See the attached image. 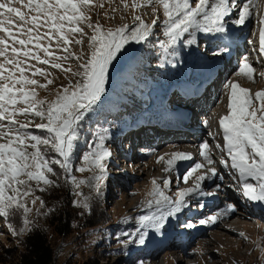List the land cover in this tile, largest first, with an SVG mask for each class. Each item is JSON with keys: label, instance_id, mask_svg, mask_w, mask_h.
Returning a JSON list of instances; mask_svg holds the SVG:
<instances>
[{"label": "snow or ice", "instance_id": "6c2138e0", "mask_svg": "<svg viewBox=\"0 0 264 264\" xmlns=\"http://www.w3.org/2000/svg\"><path fill=\"white\" fill-rule=\"evenodd\" d=\"M122 3L125 9L151 6L153 13L157 8L163 10V33L168 37L164 46L166 57L176 55L174 46L185 33L188 34L187 45L197 44L198 33L226 34L225 18L230 17L234 9L238 10V19L232 22L243 24L251 14L250 5L255 6V0L243 4L237 0H145L144 4L133 0L131 5L122 0ZM94 6L103 5H94V0H0V217L7 219L22 210L26 228L31 223L27 219L31 211L28 198L36 190L44 192L49 187L58 186L50 177L59 179L61 173L53 166L58 165L65 177L70 178L67 182L75 188L88 183L72 175V158L84 121L105 95L109 67L118 54L129 41L140 43L146 40L157 23L153 19L151 24H145L140 16H135L136 27L129 29L124 25L117 29H103L99 22H91L89 12ZM260 22L264 25V19ZM83 26L92 30L87 59H84L83 48L79 56L69 49L71 44L83 45V39L77 38L86 35ZM259 40V52L264 55V27L260 29ZM57 51L66 55H57ZM219 54L213 52V55ZM73 59L77 62L75 70L71 64L64 66ZM40 65L60 70L66 78L77 79L73 82L69 78L68 85L57 89L51 101L41 99L39 90L48 91V85L53 81L48 79L51 73ZM160 66H164L163 62ZM254 72L253 66L245 59L237 75L252 81ZM260 75L264 77V72ZM37 76L45 78L46 83L41 84ZM228 86V115L219 121L224 139L221 152L226 153L227 159L222 158L220 163L228 167L231 161V168L238 173L239 190L247 200L264 203V90L251 94L250 89L238 83L229 81ZM34 118L41 122L34 123ZM30 127L39 129L43 135L32 133ZM94 136L95 140L89 144L90 150L82 156L83 165L75 170L95 173L98 169L100 174H94L91 179L95 180L99 192L101 181L106 179V167L102 161L111 156L105 147V141L110 139L109 130L100 129ZM207 148L206 143L201 145V155L212 164V159L204 152ZM191 158L186 153H173L167 163L171 166L174 161ZM202 167V164H196L184 177L185 183ZM209 171L211 176H217L215 168ZM204 179V175L198 176L194 187L178 191L175 199L165 195L153 180L147 207L155 205V211L139 217L138 243H145L149 229L159 233L168 217H175L187 208L185 198L193 192L214 195L201 190ZM163 187L168 188L169 181L165 180ZM87 199L82 203L74 202V206L89 208ZM37 200L40 198L35 197L31 203L35 205ZM40 203L43 206V200ZM234 210L229 206V211ZM216 219L211 216L201 223H215ZM9 227L11 229V225ZM13 234H16L14 229Z\"/></svg>", "mask_w": 264, "mask_h": 264}, {"label": "rangeland", "instance_id": "374dc122", "mask_svg": "<svg viewBox=\"0 0 264 264\" xmlns=\"http://www.w3.org/2000/svg\"><path fill=\"white\" fill-rule=\"evenodd\" d=\"M132 2L133 0H127L129 5ZM137 2L144 4L145 0H137ZM96 4L103 6H94L95 10L100 12V15L98 19L95 12L91 22L93 24L99 22L103 29H117L124 25H128L129 29L136 27L138 22L134 19L135 16H140L145 24H151L153 19H156L157 23L153 26L151 36L147 40H142L140 43L129 41L121 53L118 54L117 59L109 67L108 82L105 85L106 92L97 105L100 106V110L93 114L94 118L92 120L86 118L84 121V127L77 143V148L82 145V150L81 153L77 151V148L75 150L72 158L74 165L72 175L77 180L88 181V183L75 188L70 182H67L70 178L65 179V191H67V197L69 198L67 202L70 200L72 202L70 201L71 203L65 205L62 211L76 210L78 220L75 221L74 226L67 233L63 235L50 234V239L55 247L57 262L59 264H80L84 260L94 257L101 264H264V203L249 201L244 196V200L250 206L253 216V221L248 224H236L230 226V230L225 225L217 224L222 221L228 223L225 221L222 211L216 213L205 212L208 205L207 199L212 195L205 196L200 195L199 192H193L192 195L185 198L189 205L187 208H183L175 217H168L159 233L149 229L148 239L150 241L145 239L143 245L138 243L139 217L151 215L155 211V205L152 208L147 207V201L151 199L149 193L153 187V180L157 182L165 195L175 199L178 191L193 188L197 182V177L200 175L205 176L204 181L201 182V190L203 192L208 190V192L214 193V195L217 194V196L219 190L223 191L229 184L232 188L239 185V178L238 173L231 168L230 160L228 167L220 163V160L222 158L227 159V156L223 155L224 152H217V145H220L219 149H221L224 142L215 138H212L208 145H211L210 148H212V152L216 157L210 153L205 154L212 159V164H209L201 155L195 161H192V158L189 162L188 160H177L169 166L167 162L171 158V154H189L190 150L188 149H191V147H188L193 145V142L188 138L192 136L188 131L180 133V126L178 125L171 127L172 125L159 124L158 115L154 116V120L157 122L147 121L146 124L150 128L148 132L152 130L156 134V138L160 135L164 137V142L159 143L160 146L138 145L139 142L136 143V139L130 137V135H133L131 131L134 128L141 130L142 126L146 125L140 120L137 121L138 123L135 122V119L139 117L142 120L144 115L149 114L151 116L155 113L162 114L158 107L166 106L173 111L172 113L179 115L180 113L188 114L191 106H194L191 105V102L196 101L195 94L186 95L183 90H180L183 89L180 84L196 82L200 77L199 71L204 77L207 76L210 68L207 66L201 68L200 66V69L194 74V71L191 72L186 67L185 54L192 48L185 46L188 38L187 33L174 46L176 55L165 56L164 46L167 45L168 37L163 33L162 22L165 17L161 8H157L155 13H153L151 6L138 7L135 10L131 7L125 9L122 0H94V5ZM260 4L262 5V0H260ZM256 10L255 12L259 13L258 9ZM256 16H254L252 27L248 30L250 35L252 33L259 34L261 22ZM84 30L86 35L83 37L77 36V38L83 39V45L71 44L69 49L79 56L81 55V48H83L84 59H87L89 53L88 40L92 30L87 27ZM201 35H204V33L197 34V44L202 42L204 49H206L207 42H209L208 37L201 38ZM197 44L192 45L193 48H196ZM243 44L245 47L247 46V44ZM171 51L170 48L169 52ZM213 52L218 51L213 50ZM57 55H66V53L57 51ZM255 58L256 56L252 55V60H255ZM261 58L264 57L261 56ZM261 58L258 57L259 62H263ZM235 61L236 58L232 59L229 64L231 67L227 66L229 69L227 68L225 71L226 75L231 70H239V64L233 69L235 66L233 62ZM162 62L163 67L160 66ZM69 64H71L73 70L76 69L77 62L74 59L66 62L64 66L67 67ZM249 64L251 63L249 62ZM191 66L189 67L191 68ZM252 66L255 69L254 81L256 85H253L255 86L254 89L251 88L252 84L250 82L238 83L237 74L232 75L231 79L241 87L250 89L251 94H255L264 90V77L260 75L261 72H264V68L259 67L258 63H254ZM40 67L51 73L48 79L53 81L51 85H48V91L39 90V98L41 99L51 101L54 99L57 89L68 85L69 78L73 82L77 79L75 77L66 78L63 72L49 68L47 65H40ZM225 73L221 72L216 76L215 83L213 82L214 84L211 87L221 83L222 77H226ZM136 76L139 81L135 80ZM140 77L143 78V83L140 82ZM40 78L45 81L43 77ZM132 82L135 86H131ZM41 83L43 84V82ZM209 90L211 92L212 88H209ZM171 91H177L173 97L169 95ZM206 95L210 96L209 99L212 96V94L204 92L203 101H206ZM160 98L163 101H160ZM201 105L208 106L205 102H202ZM146 118L148 117L146 116ZM192 119L195 121L194 118ZM21 120L23 121V117ZM163 122L178 124L177 120L174 119L163 120ZM202 126L207 130L205 125ZM127 127L132 129L130 128L127 135L124 136ZM104 128L109 130L110 139L105 141V147L111 152V156L102 161L106 167V179L101 181L99 192H97L96 182L91 178L94 174L99 175V170H95V173L90 171L81 173L75 169L83 165L82 156L90 150L89 144L95 140L94 133ZM29 131L39 134L35 132V129H29ZM139 136L147 139L148 135L145 130H142L139 132ZM203 136L201 135V137ZM151 140L158 141L155 138H151L149 141L151 142ZM206 141L204 140L203 143H206ZM84 145H87L85 147L87 148L86 151L83 149ZM126 145L129 147L128 153L125 152ZM135 148L143 153L141 157H139V154L136 158L139 160L135 167L133 165L128 168L121 164L120 157L133 158L132 151ZM198 163L202 164L203 167L189 176L185 183L184 177ZM211 168L216 169L220 179L217 180V176H211L209 171ZM165 180L169 181L168 188L163 187ZM252 183H255V181H252ZM76 193H79V195ZM35 197L39 196L34 194L28 198V207L31 211L27 219L31 223L41 220L46 221V217L49 215L44 214L45 205L41 206V199L37 200L35 205L31 203V200ZM86 197L88 198L89 208L91 205H96L97 202L103 203L105 214L107 212L111 217L109 223L88 224L81 227L76 225L77 222H82L84 219L82 213L88 212L89 208L76 207L74 202L82 203ZM214 198L220 200L219 197L214 196ZM93 212L97 216L99 214L103 215L104 218L107 217L103 212L100 214L99 208H96ZM211 216L217 217L215 223L211 221L201 223V221L207 220ZM22 219V223L14 229L16 234H13V230L7 226L4 218L0 217V253H4L6 245L16 250L13 255L6 258L9 261L2 262L3 264H16L18 260V251H20L21 246L17 239L28 231L31 224L26 228L24 216ZM22 229L24 231H21ZM140 231H143V229H140ZM126 233L127 235H125ZM192 233L193 235H191ZM138 246L144 247L141 253L135 252ZM130 248L133 249L129 250ZM2 263L0 262V264Z\"/></svg>", "mask_w": 264, "mask_h": 264}, {"label": "bare ground", "instance_id": "6f19581e", "mask_svg": "<svg viewBox=\"0 0 264 264\" xmlns=\"http://www.w3.org/2000/svg\"><path fill=\"white\" fill-rule=\"evenodd\" d=\"M237 3H239V4L240 3H247V0H239V1H237ZM261 6H262V8H261ZM256 9H258L259 13L255 12V11H257ZM95 12L97 13V17L99 19L100 12L95 10L94 7H92L91 12H89V15H90L91 19L94 17ZM250 12H251L250 16L245 20V22L243 24H234L232 22L233 20L238 19V10H236V9L233 10L232 15L230 17H226L225 18L226 27H232L231 28L232 29L231 32L233 33L232 36L235 37V39H236V44H235L236 46L235 47H236V49H238V48L240 49L239 50L240 58L237 60V62H236V64H235L233 69H235L236 65L238 66V64H239V66H241L245 62V59L247 61H250V63L252 65L254 63H258L259 67H263L264 68V58H261L263 62H259L258 59L257 60H252V54L253 53H258V51L255 50V47L259 44V34L252 33L250 35V32L248 33V30L252 27V25L254 23V19H255L254 16H256V14H258V16H256V17L258 18L259 21H261V19H264V0H262V5L260 4V0H255V6H251L250 5ZM261 25L262 24H260V27H261ZM262 26L264 27V25H262ZM84 28H86V26ZM222 37H223L222 34H205L204 33V35H201V38H207L210 41L208 43V46H207L206 49H204V46H203L202 42H199L196 48H193L192 45L185 44L186 47H192L191 50L187 51V53L185 54V56H186L185 62H186V65H187L186 67L189 68L191 70V72L194 71L195 72L194 74H196L197 70L200 69V66H201V68H204V66H207V67L211 68L212 65L215 64L213 61H216V60H212L211 61L209 59H211V57L214 56L212 54L213 50L218 51L217 50L218 49V45H215V43L220 42ZM248 41H250L251 43H249ZM243 43L247 44V46L245 47ZM222 54H224V53L222 52ZM236 56H238V54L234 55L233 57H230V58H234ZM218 60L222 61V57H218ZM229 63H230V60L228 62H226V64H224L223 70H221V71L219 70L220 73L223 72V71L225 73V70H227L226 68H228L227 66H229ZM190 65H192L191 66L192 69L189 67ZM230 70H231V68H230ZM219 71L216 70L214 72L217 74ZM237 73H238V70H231L229 73H227V75L225 73L226 77H222L221 83L217 84L218 88L221 85H223L225 87L224 94L223 95L219 94L218 96L212 95L211 98H210V100L212 102V106L211 107L201 105V107H203L204 110H209L210 118H211L212 121H214L217 118V116L219 115V111L220 110H225L226 112L228 111L227 105H228V98H229V93H230L228 84H229V81L234 83L233 80L231 79V77H232V75L237 74ZM209 74H210V70H209V73L207 74V76H204L201 79L208 77ZM253 75H254V79H255V74H253ZM224 78H225V81H224ZM254 79L252 81H249L245 76L238 75L237 82L238 83L239 82L240 83H249L250 82L252 84L251 88L254 89L255 86H253V85H256ZM37 80L40 83L43 82V84H45V82H46V80L43 81L40 77H37ZM218 82H219V80H218ZM188 85H191V84L183 83V84H180V87L181 88H183V87L186 88V87H188ZM176 92L177 91H171V94H169V95L171 97H173L176 94ZM177 96H179V95L177 94ZM206 113H207V111H206ZM192 115H194V114H192ZM192 115L188 116V114H186L187 119H182L181 120L183 125L181 127H179V128H180V133L188 131L189 133H191V136H194L195 142L193 141V145H189L188 148L191 147V149H188V150H190V152H188V153H189L190 156H192V161H195L199 157H201V145H203V143H201V141H202L201 133L206 131V130L204 129V126L200 125L199 122L197 124L192 122L193 121V119H192L193 116ZM40 122L41 121L39 120V118H34V123H40ZM164 124H166V123H164ZM167 125L171 126L170 123H168ZM171 127H173V126H171ZM30 128H32V130L36 129L35 127H30ZM130 128L131 127H127L126 128V131L124 132L125 134H123L124 136L127 135V133L130 130ZM37 130H39V129H37ZM39 133H40V130H39ZM178 135H176V136H178ZM214 135H215V139L216 140L224 142L223 132L221 130L215 131ZM182 136H179V137H182ZM191 138L193 139V137H189V139H191ZM211 140H212V138H210L207 143L209 144V141H211ZM148 143H151V144H153V146L157 147V146H160L159 143H162V141H160V140H158V141L157 140H151V142L149 141ZM210 147L211 146L208 145V148H210ZM189 160H191V159H189ZM189 160H188V162H189ZM218 179H220L219 178V174H217V180ZM207 189H208V187H207ZM206 192H208V190H206ZM219 203H220V200L215 199V198L212 199V201L208 202V205L206 206V211L205 212L206 213H216L217 210L221 207V205H219ZM206 215H208V214H206ZM231 218L233 219L234 215H232ZM217 224L225 225V226L229 227L228 230H230L231 229L230 226H232V224L231 225L230 224H226L224 221H222L221 223L218 222Z\"/></svg>", "mask_w": 264, "mask_h": 264}, {"label": "trees", "instance_id": "16d2710c", "mask_svg": "<svg viewBox=\"0 0 264 264\" xmlns=\"http://www.w3.org/2000/svg\"><path fill=\"white\" fill-rule=\"evenodd\" d=\"M135 27V26H134ZM151 36V35H149ZM147 37V39L149 38ZM155 38V37H154ZM146 39V40H147ZM135 80L139 81V78L136 76ZM140 82L143 83L144 80L142 77H140ZM131 86H135L133 82L131 83ZM133 98V97H131ZM100 110V106H96V110L93 111L88 115L87 118H91V120L94 118L93 114L97 113ZM41 135L43 133L41 132ZM84 150L86 151L87 145L83 146ZM82 145L77 148V151L81 153ZM52 156H55V153H51ZM55 170L58 173H61L60 178L57 179V177L51 176L50 178L56 181V184L58 186H53L47 188L46 191L41 192L39 190L35 191V195H38L41 200H43L45 207L44 214L49 215L46 218V221H35L34 223L30 224V227L28 228V231L21 237H18L17 240H19V245L21 246L20 251H18V260L16 264H59L57 262V259L55 257V247L53 245V242L50 239V234H57V235H63L67 233L71 228L74 226L75 221L78 220V214L76 216V210H71L70 212H64L62 211L65 205L71 203L70 201L67 202L69 199L67 197V191L66 187L64 186L65 182V175L62 173V170L59 168V166H53ZM97 206V207H96ZM43 207V208H44ZM99 208L100 214L102 212L107 217L104 218L103 215H96V213L93 212L96 208ZM105 209L103 208V203L97 202L96 205L90 206L89 211L85 213H82L84 219L82 222H77V226L81 227L88 224H97V223H109L111 221V217L109 214H105ZM39 215H41L39 213ZM101 216V217H100ZM82 217V218H83ZM99 218V220H97ZM23 214L22 211H16L14 214L10 215L7 219L4 218V221L6 222L7 226L11 225V230L16 229L21 223ZM45 219V217H44ZM79 223V224H78ZM103 223V224H104ZM17 238V237H16ZM146 241H150L148 239V236L146 237ZM133 248H130L129 250H132ZM136 250V249H135ZM144 250V247H137V251L141 253V251ZM1 251V248H0ZM4 253H0V262L4 263L6 261H9L6 259L9 255H13L14 252H16L15 249L11 248L9 245H6V248L3 251ZM2 263V264H3ZM80 264H101L98 259L96 258H89L87 260H84Z\"/></svg>", "mask_w": 264, "mask_h": 264}]
</instances>
